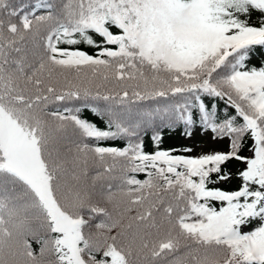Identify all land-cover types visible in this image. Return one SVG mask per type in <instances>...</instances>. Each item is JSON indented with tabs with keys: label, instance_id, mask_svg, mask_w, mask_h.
Masks as SVG:
<instances>
[{
	"label": "snow or ice",
	"instance_id": "snow-or-ice-1",
	"mask_svg": "<svg viewBox=\"0 0 264 264\" xmlns=\"http://www.w3.org/2000/svg\"><path fill=\"white\" fill-rule=\"evenodd\" d=\"M258 49L264 0H0V264H264Z\"/></svg>",
	"mask_w": 264,
	"mask_h": 264
},
{
	"label": "trees",
	"instance_id": "trees-1",
	"mask_svg": "<svg viewBox=\"0 0 264 264\" xmlns=\"http://www.w3.org/2000/svg\"><path fill=\"white\" fill-rule=\"evenodd\" d=\"M17 3L22 2V0H16ZM96 39H100L99 37H96ZM78 47H81L83 50L89 51L90 53L93 51L91 48H88L85 45H79ZM264 58L261 55V50H257L256 56L253 58L252 63L254 64H258L260 62V60ZM83 115L85 117H87L88 119L97 122L99 124V121L97 120V118L92 115L90 112L85 111L83 113ZM199 132H201L199 127H195L192 130V135L186 136L183 132L182 127H177L174 128L172 130H168V129H162V134H163V142L161 144V148L164 149H170V148H177V149H181L183 147H191L194 145L195 141H200V135ZM149 135H145L144 136V142H145V150L146 151H151L153 149V145L151 144V141L149 139L150 137ZM202 137V136H201ZM107 143H115L117 146H122V143L117 141V142H107ZM237 167H240L239 164H237L236 162H232L230 164V169L231 170H235ZM140 178H143V176H141ZM239 184V181L237 179H232L231 182H223L221 185V187L227 188V189H233L235 187H237V185Z\"/></svg>",
	"mask_w": 264,
	"mask_h": 264
},
{
	"label": "rangeland",
	"instance_id": "rangeland-1",
	"mask_svg": "<svg viewBox=\"0 0 264 264\" xmlns=\"http://www.w3.org/2000/svg\"><path fill=\"white\" fill-rule=\"evenodd\" d=\"M223 142H214L211 140V135H206L204 139L199 142H195L193 145V155L200 154L201 152H207L210 150H222L225 149Z\"/></svg>",
	"mask_w": 264,
	"mask_h": 264
}]
</instances>
